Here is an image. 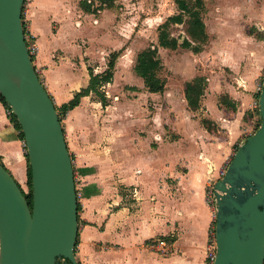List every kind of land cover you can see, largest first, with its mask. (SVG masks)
I'll list each match as a JSON object with an SVG mask.
<instances>
[{"label": "crops", "instance_id": "0c3cea01", "mask_svg": "<svg viewBox=\"0 0 264 264\" xmlns=\"http://www.w3.org/2000/svg\"><path fill=\"white\" fill-rule=\"evenodd\" d=\"M81 1L28 0L23 6L26 31L38 45L34 65L56 106L90 83L93 55L76 39L91 28L75 26L77 8L99 22L103 42L96 47L106 49V40L115 42L102 19L114 12L118 0L100 13L86 11ZM204 5L208 38L200 51L188 48L203 51V71L190 68L194 73L182 88L171 89L166 81L163 92L150 91L133 67L143 87L129 102L110 99L108 82L101 87L107 104L91 90L61 118L76 162L99 164L95 179L100 189L78 199L75 253L81 264H207L214 224L208 186L220 178L259 117L264 0H204ZM112 46L108 55L118 50ZM160 48L167 49L159 46V55ZM197 76L204 77V88L198 108L192 109L185 84ZM25 153L20 130L0 98V158L18 182L27 175ZM161 240L165 246L151 248Z\"/></svg>", "mask_w": 264, "mask_h": 264}, {"label": "water", "instance_id": "95a60500", "mask_svg": "<svg viewBox=\"0 0 264 264\" xmlns=\"http://www.w3.org/2000/svg\"><path fill=\"white\" fill-rule=\"evenodd\" d=\"M25 0H0V95L15 114L28 154L32 206L0 162V264H81L73 158L56 104L28 51ZM260 124L215 181L213 264H264V80Z\"/></svg>", "mask_w": 264, "mask_h": 264}, {"label": "rangeland", "instance_id": "374dc122", "mask_svg": "<svg viewBox=\"0 0 264 264\" xmlns=\"http://www.w3.org/2000/svg\"><path fill=\"white\" fill-rule=\"evenodd\" d=\"M116 3L113 9L114 12L102 19L107 33L113 36L112 39L115 41L110 43V40H106V49L96 47V43L103 42V40H100L101 32H98V27L100 26H98V20L94 19V15H85L80 8H77L73 22L79 29L84 26L91 28V30L81 33L80 36L78 35L76 39V44L91 50L89 53H92L93 56H90V58L92 57L90 69L96 71L107 67L110 56L106 52L113 48L112 45L117 46L121 55L116 59L114 79L111 84H105V88L107 89V95L108 93L111 94L110 99L119 98L121 101L129 102L133 92L138 90V87H143L142 79L137 76L133 68L138 52L153 44L158 45L159 26L166 20L168 15L178 12V8L174 0H118ZM95 5H97L96 1ZM95 12L100 13L98 11ZM99 16L95 15L96 18ZM186 28L187 24L178 23L171 25L169 30L172 35L179 37V41H182L187 36ZM120 38L121 40H119ZM202 54L203 51L194 53L184 47H178L177 49L160 48V62L162 64V68L159 71L160 76L166 79L168 87L171 89L182 88L184 80L194 73L193 69L191 72L189 71L190 68L203 71ZM96 97L98 98L97 95L93 94L92 98L97 99ZM93 108L96 109L98 107L93 106ZM127 114H129V118L133 116L131 112ZM62 117L64 118V115ZM98 122L99 116H95V125H98ZM259 124L260 114L254 123V130ZM70 153H72L74 160L77 190L81 192V197L90 196L91 192H96L100 189L98 181L95 179L98 174L99 164L98 162L96 164L88 163L86 160L76 162L75 157L78 158V155L73 148ZM88 176L90 178L92 176L94 179L90 180ZM27 177L26 175L19 183L23 190L29 193L30 186ZM214 228L215 221L212 226V232H214ZM158 251L162 253L163 251H169V249L166 251L159 249Z\"/></svg>", "mask_w": 264, "mask_h": 264}, {"label": "trees", "instance_id": "16d2710c", "mask_svg": "<svg viewBox=\"0 0 264 264\" xmlns=\"http://www.w3.org/2000/svg\"><path fill=\"white\" fill-rule=\"evenodd\" d=\"M95 1L97 5H95ZM178 12L169 15L166 20L159 26L158 34V45H151L143 50L139 51L136 58L135 70L138 75H140L150 91L154 92H163L165 89L166 80L161 77L158 73L162 68L159 55V46L175 49L178 46L187 47L195 52H198L202 49L203 43L207 40L208 35L205 30V23L202 19V11L204 10V0H174ZM116 0H82L81 6L90 12H95L104 7H113ZM24 23V22H23ZM185 23L187 24L186 34L182 41H179V37L172 35L169 27L173 24ZM25 33L26 28L24 25ZM120 55L119 50L112 51L109 56L106 69L100 73H94L91 70L90 83L87 87L82 88L80 91L76 92L74 97L68 102L63 103L60 106H56L60 120L63 115L67 113L68 110L74 108L80 103L81 96L89 94L91 90L95 91L102 103L107 104L106 93L101 89V87L108 82H112L114 78L115 64L116 59ZM40 76V75H39ZM204 88V77L197 76L191 81H187L185 84V95L188 102V105L192 109H196L199 106L200 96L203 93ZM2 102L10 109V106L0 95ZM259 114L260 111L258 110ZM12 115V120L14 121L16 127L20 130V138L24 140V134L21 131V126L18 123V120L15 114L10 112ZM261 120V117H260ZM259 126V125H258ZM257 126V127H258ZM256 127V129H257ZM255 129V130H256ZM254 130V131H255ZM253 131V132H254ZM26 149V146H25ZM27 158V178L30 186L29 193L23 190V193L26 195L29 204L32 206V177H31V168L29 164L28 154L25 153ZM0 162L1 161L0 158ZM4 164V163H3ZM19 183V182H18ZM20 184V183H19ZM21 186V185H20ZM79 210V207H78Z\"/></svg>", "mask_w": 264, "mask_h": 264}, {"label": "built area", "instance_id": "2783aa9c", "mask_svg": "<svg viewBox=\"0 0 264 264\" xmlns=\"http://www.w3.org/2000/svg\"><path fill=\"white\" fill-rule=\"evenodd\" d=\"M26 1H28V0H25L24 3H26ZM25 39H26L28 51H29V53H30V55H31V57L33 59V63H34V58L36 57V55L38 53L37 42L34 39V36L32 35V33L28 32V31H26V33H25ZM36 69H37V67H36ZM37 71H38V69H37ZM38 74H39V71H38ZM8 111L12 112L11 108L8 109ZM229 162H228V164H229ZM73 163H74V160H73ZM228 164L223 169L220 170V177L223 176ZM214 183H215V181L208 186V189H207V202L209 203V205L213 209L214 221H215V219H216V189L214 187ZM77 192H78V199H79L81 197V194H80L81 192L78 191V190H77ZM150 245L152 247L153 246L154 247L155 246H160V247L165 246L164 245V241H162V240L161 241L152 242ZM216 248H217V243H216L215 228H214V232L211 231L210 238L208 239V242L206 244V261H207V264H213L214 259L216 257Z\"/></svg>", "mask_w": 264, "mask_h": 264}]
</instances>
